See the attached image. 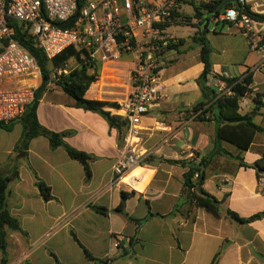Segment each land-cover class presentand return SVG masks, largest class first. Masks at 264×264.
<instances>
[{
	"label": "crops",
	"instance_id": "1",
	"mask_svg": "<svg viewBox=\"0 0 264 264\" xmlns=\"http://www.w3.org/2000/svg\"><path fill=\"white\" fill-rule=\"evenodd\" d=\"M205 18L200 16L199 27ZM173 24L172 14L164 32L177 39L178 46L160 56L162 95L141 121L142 148L148 160L141 168L145 179L135 185L136 190L112 181V167L122 153L127 125L118 130L100 114L76 107L54 82L38 101V123L48 131L63 133L66 145L92 157L89 178L79 162L61 147L51 149L43 136L20 146V119L10 130L0 127V176L11 177L8 209L26 233H8L5 264H54L55 258L61 264H94L72 234L95 259L107 260L106 264H210L217 253L218 264H264V193L259 184L264 174L253 167L264 153V114L258 110L253 116L263 131L255 135L248 150L221 141V148L232 157L214 155L205 169L201 188L219 201V216L196 207L184 184L186 168L169 161L207 155L214 147L216 123L210 111L203 120L193 117V106L207 102L212 93L204 94L197 83L203 70L200 53L179 61L184 42L168 34ZM222 26L229 32L220 31L218 52L210 49V71L222 78H238L257 62V56L235 27ZM102 75L85 98L118 105L123 93L120 73ZM259 82L256 77L253 84ZM102 109L108 111V107ZM109 111L121 117L119 111ZM33 173L50 188L51 200H42ZM122 192L127 197L119 211ZM93 207L107 213L100 214ZM226 211L241 219L263 215L237 223ZM119 237L123 241L116 248Z\"/></svg>",
	"mask_w": 264,
	"mask_h": 264
},
{
	"label": "built area",
	"instance_id": "2",
	"mask_svg": "<svg viewBox=\"0 0 264 264\" xmlns=\"http://www.w3.org/2000/svg\"><path fill=\"white\" fill-rule=\"evenodd\" d=\"M179 1L85 0L78 8V0H0V124L8 125L23 117L41 82L35 58L13 38L15 30L9 24L11 20L27 30L32 45L48 60L70 47L83 52L82 58L100 71L93 84L103 78V73H120L118 80L123 93L117 106L123 110L121 117L127 127L122 153L112 167V181L136 190L135 185L145 179L141 168L148 160L142 148L141 121L162 95L160 56L170 45L178 43L165 34L164 27L178 9ZM192 1L214 5L219 0ZM211 20L214 27L218 24L235 27L248 50L257 56V62L238 78L209 73L204 85L213 99L194 112L193 117L202 116L216 99L235 97L237 86L245 89L237 97L238 109L247 111L256 106L255 100L259 99L264 114V0H236L218 10ZM61 22L71 24L62 28ZM53 71L58 75L66 72ZM256 77L260 82L253 84ZM246 78H250L249 84L245 83ZM54 81L55 77L51 76L47 87ZM136 170H140L138 175L126 181ZM196 177L195 174L193 179ZM259 184L264 193V179ZM122 241L121 237L116 239L114 247Z\"/></svg>",
	"mask_w": 264,
	"mask_h": 264
},
{
	"label": "trees",
	"instance_id": "3",
	"mask_svg": "<svg viewBox=\"0 0 264 264\" xmlns=\"http://www.w3.org/2000/svg\"><path fill=\"white\" fill-rule=\"evenodd\" d=\"M84 1L85 0H78V8L82 6ZM220 1L221 0H219L214 5L199 3L198 6H196L192 2L190 3V5L194 6L195 17L199 19L202 15V13L200 12L201 9L206 10L207 13L210 14ZM172 14L174 18L179 16L177 10H174ZM9 24L15 30V35L13 38L18 41L35 58L41 71V82L38 88L34 91V99L30 103V105H28L25 114L20 119L22 121V135L19 141V145L22 147H26L27 143L32 138L37 136H43L48 139L51 149L61 147L72 160L79 162L83 166L85 177L89 178L90 170L88 167V162L92 159V157L66 145L63 141V133H54L40 126L36 117V109L38 106V101L47 89V84L50 80L51 70L63 69L65 64L70 59H75L76 61L78 60L79 63H81L80 66H76L74 69H71L67 74L61 75L58 80L54 81V84L59 87L66 95H68L74 100V104L76 107H80L84 110L100 114L106 120L109 126L115 127L118 130H120L122 126L125 127L127 123L123 118L118 115L110 114L111 111H109V109L113 111H119V109H116L118 108L117 104L107 103L103 101H94L85 98V94L88 91L89 87L97 80L98 67L94 64H90L86 61V59H83L81 57L83 52L75 50L73 47L65 49L58 56L54 57L51 60H48L39 48H36L32 45L30 35L28 34L27 30L22 29L21 24L11 20L9 21ZM70 24L71 22L65 23L61 27L68 28ZM199 42L201 45L200 57L203 63V70L197 80V83L200 90L205 94L209 91L205 87L204 81L205 77L209 73H211V66L208 59L210 49L202 37L199 38ZM176 46L178 45H170L168 48H174ZM250 82V78L245 79V83L249 84ZM244 91V88L237 86L235 97L216 99L214 102L211 103L209 107H207V109L203 111L202 116L197 117L198 119L203 120L205 118L206 113L210 111L216 123L214 147L207 155L202 157L196 155L193 159L189 160L169 161L170 163L179 164L186 168V172L184 173L183 178L185 186L188 187V189L190 190L188 193V198H193L195 200L196 207L204 208L207 212L211 213L216 217L219 216V201H217L213 196L205 193L204 191H202V195H199L196 192V188L203 184L206 167L208 166L210 160L214 155L232 157L230 154H228L225 150L221 148V141L230 143L238 149L245 151L248 150L250 145L253 143L255 135L263 131L260 126L256 125L253 122V116L256 114L258 109H260L259 99L255 100L256 106H254L250 112L243 113L238 109L237 97L242 95ZM212 99L213 95L209 97L207 102H202L194 105L192 108L193 112L202 109ZM103 107H108L109 112L104 111L102 109ZM14 122L8 125L0 124V127L5 130H10ZM253 167L259 174H264V153L262 154L261 159L254 163ZM195 174L197 175V177L196 179H193V176ZM33 179L34 185L38 189L42 200H51L52 196L50 193V188L34 173ZM10 181V176H0V264H5L6 262V240L8 233L17 232L26 236V233L20 227L18 219L13 217L8 209ZM120 196L121 202L118 207V210L123 211V205L127 195L126 193L122 192ZM93 209L100 214L107 213V210L104 208L93 207ZM226 215L237 223H248L260 218L263 214H257L248 219H241L236 214L230 211H226ZM72 237L75 242L80 246L84 256L88 260L92 261L94 264L107 263V260L95 259L80 244L74 234H72ZM219 257L220 253H217L213 257L210 264H218ZM54 264L61 263H59L58 260L55 258Z\"/></svg>",
	"mask_w": 264,
	"mask_h": 264
},
{
	"label": "rangeland",
	"instance_id": "4",
	"mask_svg": "<svg viewBox=\"0 0 264 264\" xmlns=\"http://www.w3.org/2000/svg\"><path fill=\"white\" fill-rule=\"evenodd\" d=\"M93 1H100V0H93ZM194 3L196 6H198V2H194L192 0H180L179 1V8L177 9V13L179 14L178 17H175V24H173L168 29V34L181 39L184 43L182 45L181 51H183V54H180L179 61L181 60H188L193 58L194 56L198 55L201 50L199 38L202 37L206 42L209 49L218 52L216 49V43L217 39L220 40L221 38H218L220 35V31H222V34H227L229 31H227L226 26H222V24L217 25V30L215 31V36H213L212 30L214 28V22L211 20V13L208 14L206 10H200L203 16H206L205 20L201 23V27L198 25V19L195 17V10L194 6L190 5V3ZM206 26V31L204 32V28ZM232 31H234L232 29ZM82 57V56H81ZM82 59V58H81ZM75 59H70L63 69L66 72H61L60 75H58L55 71L51 70L50 77L54 76L55 81L60 78L61 75L67 74L71 69H74L76 66H80L81 63ZM260 112L261 110L258 109ZM262 113V112H261ZM261 116V115H259Z\"/></svg>",
	"mask_w": 264,
	"mask_h": 264
},
{
	"label": "water",
	"instance_id": "5",
	"mask_svg": "<svg viewBox=\"0 0 264 264\" xmlns=\"http://www.w3.org/2000/svg\"><path fill=\"white\" fill-rule=\"evenodd\" d=\"M229 3H236V0H221L217 4V6L215 7V9L211 12V14L212 15L215 14L218 10H220L221 8H223L224 6H226ZM74 18H75V15L73 17H71V19H74ZM63 24H64L63 22L59 23L60 26H62ZM186 190H188V187H186ZM196 192H197V194L202 195V188H201V186H198L196 188Z\"/></svg>",
	"mask_w": 264,
	"mask_h": 264
},
{
	"label": "bare ground",
	"instance_id": "6",
	"mask_svg": "<svg viewBox=\"0 0 264 264\" xmlns=\"http://www.w3.org/2000/svg\"><path fill=\"white\" fill-rule=\"evenodd\" d=\"M119 113L122 114L123 113V110L122 109H119Z\"/></svg>",
	"mask_w": 264,
	"mask_h": 264
}]
</instances>
